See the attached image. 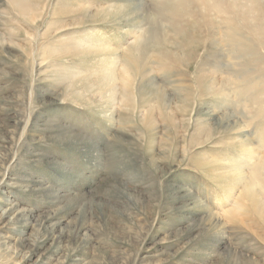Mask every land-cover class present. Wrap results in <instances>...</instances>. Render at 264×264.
Returning <instances> with one entry per match:
<instances>
[{
    "label": "rangeland",
    "instance_id": "obj_1",
    "mask_svg": "<svg viewBox=\"0 0 264 264\" xmlns=\"http://www.w3.org/2000/svg\"><path fill=\"white\" fill-rule=\"evenodd\" d=\"M244 142L264 0H0V264H264Z\"/></svg>",
    "mask_w": 264,
    "mask_h": 264
},
{
    "label": "bare ground",
    "instance_id": "obj_2",
    "mask_svg": "<svg viewBox=\"0 0 264 264\" xmlns=\"http://www.w3.org/2000/svg\"><path fill=\"white\" fill-rule=\"evenodd\" d=\"M244 143H245L244 147H245L246 152H247V157L249 159L248 166L250 169H253L251 180L252 181L254 180L253 184L256 185L257 181H259V178L261 177L259 172L260 171L264 172V160L262 159L264 157H261L260 153H258L257 150L252 145L247 144L248 142L247 143L244 142ZM255 185H253L252 188H254ZM245 196L247 198L255 199V198H258L257 196H259V195L256 193V190L248 188L246 190ZM241 209H242V207L236 208L230 214L231 215H233V214L238 215L241 212Z\"/></svg>",
    "mask_w": 264,
    "mask_h": 264
}]
</instances>
